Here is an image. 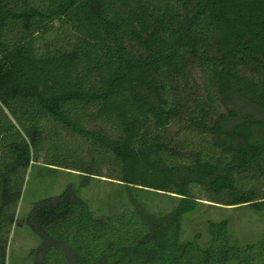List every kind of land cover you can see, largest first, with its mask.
Here are the masks:
<instances>
[{"label":"trees","instance_id":"trees-1","mask_svg":"<svg viewBox=\"0 0 264 264\" xmlns=\"http://www.w3.org/2000/svg\"><path fill=\"white\" fill-rule=\"evenodd\" d=\"M55 21L73 41L38 51ZM47 123L108 156L132 209L98 218L70 186L34 201V264H264V235L240 249L225 220L207 247L180 237L192 185L264 212V0H0V264Z\"/></svg>","mask_w":264,"mask_h":264},{"label":"rangeland","instance_id":"rangeland-1","mask_svg":"<svg viewBox=\"0 0 264 264\" xmlns=\"http://www.w3.org/2000/svg\"><path fill=\"white\" fill-rule=\"evenodd\" d=\"M72 41L71 29L55 21L47 32L36 37V48L38 51L45 46L64 49ZM240 106L244 105L241 103ZM35 159L24 174L21 196L14 211L15 221L8 234L5 264H34L29 251L39 244L40 238L25 223V217L34 201L59 194L66 186L82 197L98 218L132 209L125 186L115 179L118 167L89 140L47 123ZM78 166H90L96 174L84 175L77 170ZM251 185L260 186L257 182ZM135 193L150 212L168 210L176 202L174 197L163 192L138 190ZM190 194L199 202L182 218V240L196 239L202 248L207 247L211 240L208 223L220 220L227 223L229 242L240 249L261 240L264 235L263 211L255 210L249 203L230 206L209 201L207 192L197 185L190 187Z\"/></svg>","mask_w":264,"mask_h":264}]
</instances>
